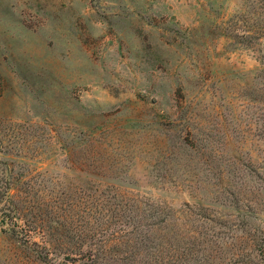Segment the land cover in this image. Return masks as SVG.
<instances>
[{"label": "rangeland", "instance_id": "rangeland-1", "mask_svg": "<svg viewBox=\"0 0 264 264\" xmlns=\"http://www.w3.org/2000/svg\"><path fill=\"white\" fill-rule=\"evenodd\" d=\"M264 264V0H0V264Z\"/></svg>", "mask_w": 264, "mask_h": 264}, {"label": "trees", "instance_id": "trees-1", "mask_svg": "<svg viewBox=\"0 0 264 264\" xmlns=\"http://www.w3.org/2000/svg\"><path fill=\"white\" fill-rule=\"evenodd\" d=\"M166 263H170V262H165V264H166Z\"/></svg>", "mask_w": 264, "mask_h": 264}]
</instances>
